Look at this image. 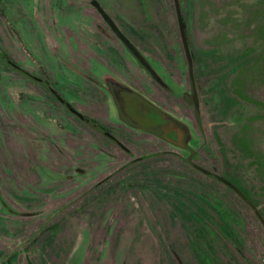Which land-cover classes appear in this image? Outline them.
Listing matches in <instances>:
<instances>
[{"label":"rangeland","instance_id":"374dc122","mask_svg":"<svg viewBox=\"0 0 264 264\" xmlns=\"http://www.w3.org/2000/svg\"><path fill=\"white\" fill-rule=\"evenodd\" d=\"M96 1L109 10L123 28L125 26L118 17L134 25L145 24L140 29L144 33L151 31V25L157 17L162 20L167 18L166 0ZM179 1L194 56L199 62L195 67L196 73L209 78L204 89L203 110L206 113V134L209 142L212 135L215 151L206 156L205 164H216L217 169L223 170L256 204H261L259 210L264 217V100L250 97L242 80L252 78V71H256L257 80L264 77V18L259 19L261 16H258L256 19V38L261 47L254 48L255 52L252 53L242 47L247 40L240 35L243 30L249 29L248 14L252 7L248 0H236L232 4L228 3L229 0H219L224 4L207 0ZM93 2L0 0V163L5 161L18 175L16 183L1 177L2 188L8 193L17 189V193L13 190L17 200L30 208L43 205L50 198L49 203L60 210L59 216L64 221L63 245L70 243L78 207L82 204L91 206L88 209L92 215L86 219V223L97 227L105 211L103 208L110 204V191L114 188L116 195L113 199L121 200L128 211L127 260L132 263L161 264L162 260L166 261L167 253L162 242L167 241L171 231L172 244L189 264H222L218 258V252L221 251L231 252L241 264H246V257L242 258L238 254L235 243L227 241L228 234L220 222L222 216L231 224L229 227L232 230H242L251 238L257 252L262 254L258 256L259 261H264L263 225L255 221L253 210L244 205L233 190L211 177H208V186L204 185V189L209 194H221L226 205L217 208L216 202L207 197L209 202H215L216 205L215 208L209 205L206 210L212 227L205 224L192 208L197 200L195 193L189 201L180 196L168 195L144 181L148 178L146 172L113 179L106 186L97 183L94 189L105 193L98 197L88 194L83 200L69 198L64 206L55 197L68 184L46 183L42 179V169L40 173L38 169L40 164L57 162L62 150L70 152L69 148L75 142H84L89 138L86 132H72L73 120L53 110L54 104L48 101L50 97L40 85L42 80L47 79L66 99L81 102L94 99L92 103H86L97 108L100 107L97 97L91 94L89 85L90 75L98 74L101 69L95 59L105 61L122 74L130 70L125 55L106 40L97 27L96 22L105 23L92 11ZM261 6L256 5V8L260 9ZM170 9L172 26L176 38L180 40L175 9L173 6ZM217 14L219 18L215 16ZM228 15L231 16L226 17ZM220 30L227 40L230 32H234L232 44L228 46V41L223 38L224 47L222 40H215ZM72 36L81 43L80 49L73 43ZM260 56L262 67L255 70L252 62H259ZM258 88L257 97L260 96ZM135 135L133 140L145 147L146 151H151L153 145L156 147V142L164 144L163 140L152 135ZM137 144L134 145L138 147ZM73 153L79 154L78 151ZM257 155L262 158V164L256 170L250 162ZM3 169L9 174L7 168ZM120 172L122 170L116 171V174ZM204 177L207 178L200 174L195 178L201 180ZM17 184H24V187L18 188ZM193 184L203 189L202 184L196 181ZM129 202H132L130 208L127 207ZM45 218L44 214L42 219ZM15 221L20 219L0 218V224L6 232ZM152 225L159 235H155ZM230 228L228 231L232 232ZM220 238L225 239L226 245H218L217 240ZM85 244L86 239L82 240L80 248ZM224 259L227 261V256Z\"/></svg>","mask_w":264,"mask_h":264},{"label":"flooded vegetation","instance_id":"af4514ba","mask_svg":"<svg viewBox=\"0 0 264 264\" xmlns=\"http://www.w3.org/2000/svg\"><path fill=\"white\" fill-rule=\"evenodd\" d=\"M207 1L224 4L223 1L219 2V0ZM237 1L241 2V0ZM228 3H236V0H229ZM248 3L252 7L248 14L249 29L243 30L240 35L247 40V43L244 42L242 47L254 53V48L261 47L256 38V19L258 16H261L259 19L264 18L262 17L264 16V0H248ZM261 4V8L257 9L256 5ZM99 5L105 16L94 3H92L91 9L97 18H101L105 24L96 22L97 27L103 33V37L125 55L130 70L122 74L115 71L105 61L95 59L101 65V69L98 70V74L90 75L89 85L91 94L95 98L97 97L96 100L100 106L97 108L86 103L90 104L94 99L84 102L69 100L64 98L47 79L40 83L42 89L50 97L48 101L54 104L53 110L63 115L66 114L73 120L72 132L89 134V138L85 139L86 141L75 142L69 148L70 152L62 150L60 158L63 156L57 162L38 166L39 173L42 169L40 175L46 183L68 184L66 188L60 189L61 194L55 198L62 202L61 206H64L65 201L69 198L76 197L75 199L83 200V197L88 194L98 197L105 192L94 189L97 188V183L106 186V184H111L113 179L128 178L138 172H146L148 178H145L144 181L153 184L161 192L180 196L188 201L193 198V193H195L194 196L197 200L192 204V208L201 216V220L205 224L212 227L213 223L206 216L207 208L209 205L214 208L217 205V208L221 209L226 205L221 194H209L208 190L204 189V185L208 186V177H211L233 190L239 196L240 201L253 210L255 221L260 222L264 228V217L259 210L261 204H256L245 191L228 178L223 170H218L216 164H205L206 156H210L215 151L212 135L209 142L206 134V113L203 110L205 106L204 89L209 78L201 76L199 72L196 73L195 67L199 62L194 56L191 37L180 1L166 0L165 16L167 18L162 20L157 17L154 24L151 25V31L147 33L140 30L145 24L134 25L128 20L118 17L125 26L124 28L121 27L112 13L100 3ZM171 6L175 9L180 40L176 38V32L172 26ZM256 9L259 11L257 12ZM178 10L182 17L181 23L178 18ZM215 16L219 18L218 14ZM217 17L214 19H218ZM221 33L220 30L217 37L215 36V40H222V46L226 47L223 40L226 38ZM230 33L231 35H225L228 37V40L226 39L228 46L235 40L234 32ZM120 35L128 39L135 47L134 50L124 42ZM262 36L264 38V31ZM72 39L76 47L80 49L81 43L73 36ZM260 62H263L261 56L259 62L258 60L252 62L255 70L257 67L259 69L262 67ZM252 73H254L252 78L242 79L244 80V89L250 97L256 100L257 98L264 100V77L258 78L260 80L258 81L255 76L256 71H252ZM114 76L139 95L157 104L172 117L182 121L190 129L188 137H186V133L179 136V142L184 143V145L164 139L149 130L127 123L122 119L118 108L121 99L125 103L122 105H125L127 112L129 109H134L138 118L143 116L145 112L142 108L143 105L134 93L126 91V88L120 84H114L113 81L116 80L113 78ZM257 86L259 87V97L256 95ZM141 133L158 137L163 140L164 144L156 142L154 143L156 147L153 145L151 151H146L145 147L133 140L136 138L135 134ZM134 144L139 146L136 147ZM75 151H78L79 154L74 155L73 152ZM217 154L219 157L218 152ZM66 156L67 158H65ZM257 156L255 160L250 162V165H254L256 170L257 166L262 164V158ZM117 160H119L118 163L115 162ZM3 168H7L9 174ZM118 170H122V172L116 174ZM200 174L207 178L204 177L201 180L195 178ZM216 175H221L230 180L244 196L224 181L216 178ZM1 177L15 182L18 175L8 163L5 161L0 163V218L9 217L20 219V221H15L10 225L8 232L0 224V264H144L143 262L132 263L127 260L128 211L123 207L121 200L113 199L116 195V190L115 194L113 191L114 188L110 191V204L103 208L105 211H103V217L96 225L97 227L89 226L86 223V219L90 217V214L92 215V211L88 209L91 206H83L82 204L78 207L79 209L75 211L74 231L69 238L70 243L64 244V246L61 241L64 237L62 231L64 221L59 216L60 210L53 208V205L49 203L50 198H47L48 202L46 201L47 203H43V205L31 208L24 206L17 200L13 192L14 190L17 193V189H12L8 193L2 188ZM193 181L199 185L202 184L203 189L197 185L194 186ZM24 184H17L18 188L24 187ZM207 197L215 201L216 205L215 202H209ZM238 205L242 206L243 204ZM131 206L132 202H129L127 207L130 208ZM44 214L46 218L42 219ZM224 221L222 216L220 222L228 234L227 241L232 242V244L235 243L238 254L242 258H247V260L245 258L246 264H264V261H259L258 256L262 254L257 252L256 246L250 240L251 238L242 230L233 229L235 230L233 231L229 227L231 224ZM228 228L232 232H229ZM152 229L156 236L159 235L154 225H152ZM233 233L234 236H232ZM84 239H86V244L80 248ZM172 240L173 237L169 231L167 241L162 242L167 253V259L166 261L162 260L161 264H189L176 251ZM224 241V238H220L217 243L219 246L224 245ZM227 250L230 251L229 248ZM218 253V258L222 264H241L233 254H230L231 252L221 251ZM225 256H227V261L224 259Z\"/></svg>","mask_w":264,"mask_h":264},{"label":"water","instance_id":"95a60500","mask_svg":"<svg viewBox=\"0 0 264 264\" xmlns=\"http://www.w3.org/2000/svg\"><path fill=\"white\" fill-rule=\"evenodd\" d=\"M93 3L101 11V9L99 7L100 6L99 3L96 0ZM101 12H102L103 16H105L104 11H101ZM178 18H179V21L181 23L182 17L179 14V10H178ZM181 30H182V34L184 35L182 25H181ZM120 37L124 40V42L128 46L130 45L132 47L131 48L132 50H134L135 47L128 41V39H126L122 35H120ZM113 78L116 79L113 81L114 84H120L126 88V91L132 92L135 94V96L138 98V101L143 105L142 108L145 112L143 116H140V118H138L135 114L136 112L134 111V109L131 108L132 110L129 109V111L127 112L125 105H122V103L123 104H125V103L121 99L118 108H119L120 116L122 119H124L127 123H130V124L142 127L146 130H149V131L159 135L160 137H162L164 139L176 142L179 145H184V143L179 142V140H178L179 136L181 134L186 133L185 135H186V137H188L190 134V129L187 128V126L182 121L172 117L171 115L166 113L162 108H160L157 104H155L152 101L148 100L147 98L139 95L138 93H136L133 89H131L127 85H124V83L119 81L116 78V76H114ZM215 177L224 181L229 186H231L235 191H237L239 194L244 196L243 193L240 191V189L234 183H232L230 180H228L227 178H225L221 175H216Z\"/></svg>","mask_w":264,"mask_h":264},{"label":"trees","instance_id":"16d2710c","mask_svg":"<svg viewBox=\"0 0 264 264\" xmlns=\"http://www.w3.org/2000/svg\"><path fill=\"white\" fill-rule=\"evenodd\" d=\"M226 221V220H225ZM230 232V231H229Z\"/></svg>","mask_w":264,"mask_h":264}]
</instances>
